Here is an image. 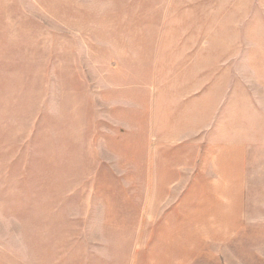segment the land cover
I'll return each mask as SVG.
<instances>
[{
	"label": "rangeland",
	"instance_id": "rangeland-1",
	"mask_svg": "<svg viewBox=\"0 0 264 264\" xmlns=\"http://www.w3.org/2000/svg\"><path fill=\"white\" fill-rule=\"evenodd\" d=\"M192 208L264 264V0H0V264H175Z\"/></svg>",
	"mask_w": 264,
	"mask_h": 264
},
{
	"label": "crops",
	"instance_id": "crops-1",
	"mask_svg": "<svg viewBox=\"0 0 264 264\" xmlns=\"http://www.w3.org/2000/svg\"><path fill=\"white\" fill-rule=\"evenodd\" d=\"M204 210L203 208L202 211ZM220 211H216L217 220L213 218L209 219V217L199 220L194 218V209L192 208L189 218L184 222H179L178 227H176L175 236L173 235L170 238L168 242L169 246H166L172 258L176 259L175 264H194V261L197 262V259H202L205 255L212 256L213 254L216 255L217 261L221 260L222 264H224L222 260L224 255L221 252H224L226 247L227 231L223 213L220 219ZM251 222L252 219H248L247 225L251 224ZM183 227L185 228L184 231L181 230ZM241 229L242 215L239 214L237 215V225L236 216L234 219L233 238L237 237Z\"/></svg>",
	"mask_w": 264,
	"mask_h": 264
}]
</instances>
